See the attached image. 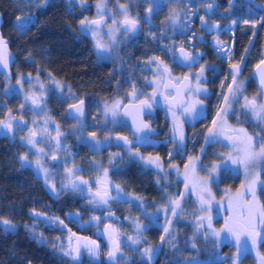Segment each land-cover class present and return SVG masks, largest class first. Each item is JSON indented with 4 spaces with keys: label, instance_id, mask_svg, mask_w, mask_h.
<instances>
[{
    "label": "flooded vegetation",
    "instance_id": "af4514ba",
    "mask_svg": "<svg viewBox=\"0 0 264 264\" xmlns=\"http://www.w3.org/2000/svg\"><path fill=\"white\" fill-rule=\"evenodd\" d=\"M108 1L110 2L109 12L105 13L103 16L97 15L92 17L90 20L102 17L106 18V22L97 32V36L98 38L105 37L104 39L111 42L106 29L115 27L111 23V14L115 13V18L119 16V9L116 7L119 2L117 0ZM121 3L126 4L123 2ZM176 10L198 12L196 8L188 9L186 7L166 9L158 7L151 14L148 13V9L146 10L149 16V21H147L149 22L147 27L149 36L148 40L145 41L148 47V55L146 58L144 57L140 60L134 67L135 72L132 74L131 84L126 88L122 87L121 78L117 79L115 82H109L106 77L103 79L97 78V81H93L95 85H79L78 81L71 79L68 84L63 82L68 90L76 95V98L73 99L70 104H61L53 93H42L40 95V99L45 103L44 106L51 112V115L55 117L56 121L59 120L65 128H69L78 123L76 119L67 116L66 110L69 105L76 104L80 100L84 101V116L81 118L82 122H87L92 112L97 115V118H91V121L88 120L89 122L87 123L89 124H84L85 126L82 127V132L78 133L84 135V141L77 138L75 132H69L70 134L68 136V141L71 146L69 165L78 169L76 173L81 178L79 181L84 180L88 182V186H83L89 190V194L86 193L85 195H81L78 190H73V188H62L56 195H52L47 190L53 197H59L61 194L69 193V195L78 199V204L81 206V209L68 213V216L75 221L73 226H68L63 218L45 214L47 217H52V220L49 219L48 221H51V224L58 228L57 230L60 232L63 230L65 232L68 237V243L72 248L73 241L69 240L70 232L62 227V223H64L66 228H69L70 231L95 239L96 241L99 239V235L96 234L97 229L94 228V223L102 222L103 226L108 222H112L110 232L123 239L128 238V234H137L136 226L138 223H147L148 216L150 215L154 217L152 224H155L154 220L156 217V225H158L157 220L160 219L161 210L145 211L143 209V198L141 195L130 193L128 190L126 191L123 182H120L118 178H114L117 175H115V173L125 168L130 162L133 164V168L137 173L139 168H141L149 172L152 178L162 179L166 185H169L174 180L180 182L185 189L184 182L179 178L181 176L179 175L181 173V168L188 164L190 159L195 161V170L198 171V175L206 179L204 182L214 196V200L209 201V204L206 205V207L211 208V211L208 212L211 216V221L229 220L232 218L233 214L228 211V207L226 208L227 204L225 201L230 194L237 192L242 187L245 174L225 167L213 171L212 166L215 165L219 158L224 157L223 153L227 151L224 147L225 142L229 143V141L226 140L223 135H218L216 137L209 136L208 131L209 129H214L217 132L219 131L217 127V123L219 122L217 114L221 111V104L224 100V92L218 95L215 91V85L217 86L218 84V65L216 62L219 60L217 55H215V40L218 39V37H215V26L220 25L215 22L214 19L210 18L212 13H208L210 16V23L206 21V19H208L207 17L205 19L207 23L201 25L199 23L200 15L196 18H191V20L185 24V27H182L183 32L181 30L179 32H174V28L169 27L165 23V20ZM163 12L164 15H166L164 18H162ZM132 14V17L139 18L143 13L134 10ZM143 25H146L145 22L143 24L140 21L137 32L134 34L129 33L130 38H127V40L116 39V43L118 44L115 43L116 50L113 49V55L110 59H106L105 55L97 53L94 48L95 45L89 35L81 31L80 22L78 23V30L80 34L83 33L81 34L83 37L88 38L91 42L95 60L100 64H106L116 60L120 49L127 44L133 43L135 39L138 38ZM91 30L95 31L94 29ZM250 44L246 50L247 54L251 52ZM181 48L188 54L194 56L197 62L189 66L181 65L177 61V50ZM263 49L264 41L259 50V59L256 64L264 58ZM98 55H103L104 59H98ZM232 64H239L241 66L242 73L237 79L243 77L246 79L247 92L245 96L249 99L257 96L260 90L252 80V69L256 64L247 70L243 60L237 57L234 58ZM202 67L204 71L201 73ZM117 68L118 67H115V69ZM164 68L168 69V73L162 75L161 72ZM37 75H41L42 77L48 76L60 80L45 69L39 71ZM185 76L190 77L187 83L189 87L193 89L198 83L196 77L200 76L199 87L206 90L199 93L185 94V104L191 101L201 102L199 103L201 110L196 109L195 114H182L184 112L182 107L179 109L172 108V110H170V105L168 104V100L176 94V90L180 86V84H176V81H183ZM229 76L232 77L231 67H229L226 73V79ZM155 82H159V87ZM173 85L175 86L173 87ZM134 89L137 93V98L134 101L131 97L127 96L124 100H118L121 104V107L117 109L120 123L116 124L115 127H107L103 117V110L107 102H111V104H115L116 106L118 101L114 102L115 98L121 97L123 94H129ZM165 96L168 97L167 101L165 100ZM153 97H155L154 100L152 99ZM144 101L150 103L152 107L148 108L149 112L143 118L146 125H148V129H145V133L139 136L138 133L134 134L130 124L123 118L121 110L126 104H138ZM259 102H264L263 98H260ZM225 106L223 108H225ZM61 107L63 108V114L61 115L62 118L59 119L58 113ZM173 111L175 112L178 131H174ZM228 111L229 114L226 119L230 128H244L249 134H255L260 131L254 119L251 118L250 115L245 114L243 109L233 106L230 107ZM213 121L217 123L214 125ZM20 124L22 125L23 132V130H26L27 121L22 119L20 120ZM91 133H95V136L91 135ZM181 134L184 137L183 141L180 140ZM261 134L264 135V133ZM21 136L22 134L19 132L18 136L15 138L20 141ZM119 136L127 137L129 141H132V144L126 145L118 141L117 137ZM140 138L145 141L143 144H140ZM100 143L103 144L101 147L95 145H99ZM21 144L24 149V155L29 154V149L25 143L21 142ZM222 144L224 146L221 147L220 145ZM222 151L224 152L222 153ZM113 155L116 156L114 161L109 162V157ZM137 155L147 159L158 158L162 165V169L157 168L155 165L147 164L145 159H142L140 163V160L137 159ZM55 161L51 163L53 164ZM26 165L28 164L26 163ZM100 167L106 168L107 170V178L110 179V185L108 186H105L108 184L106 181L102 182L96 177ZM260 180L261 182L257 186L256 196L260 204L264 205V172H262ZM97 181L100 182L99 189H108L109 195L112 197V199H109L107 207H103L102 204L93 199V197L96 196V190L93 189V186L97 185ZM230 183L232 184L231 187L229 186ZM236 183L237 186L234 185ZM117 186L121 191L119 193L112 192V190H116ZM215 189H219L222 192L220 196L217 197L215 195ZM190 192L196 196V201L198 205L201 206L198 194L193 191ZM184 195V197L180 196L178 198L179 202H184L186 194ZM89 198H91V200H89ZM170 200L168 203H170ZM92 201H94L95 204L92 203ZM233 208H236L235 202L233 203ZM141 215L143 218H141ZM116 225L118 227L120 225V228L118 229ZM156 225H152V227ZM88 226H93V230L86 232L85 228ZM105 236H107V233L103 232V237ZM263 237L264 236L261 234L258 243ZM242 239H244L247 244L250 243L247 237H242ZM100 244L102 246L101 254H103V250H105L106 247L102 242ZM85 254L88 253L86 251H81L80 256Z\"/></svg>",
    "mask_w": 264,
    "mask_h": 264
},
{
    "label": "trees",
    "instance_id": "16d2710c",
    "mask_svg": "<svg viewBox=\"0 0 264 264\" xmlns=\"http://www.w3.org/2000/svg\"><path fill=\"white\" fill-rule=\"evenodd\" d=\"M96 1L46 0L42 4V0H37L36 5L32 6L31 0H29L30 4L28 0H0V12L3 17L1 32L15 55L12 66L13 78L20 74L37 75L39 71L45 69L67 84L73 79L78 81L79 85H95L93 81H97V78L106 77L109 82L121 78L123 88L130 85L132 74L135 72L134 67L148 55L145 41L148 40L149 30L148 28L142 30L133 43L122 47L113 62L98 63L94 58L91 42L78 30V23L85 16L92 15ZM117 1L126 3L130 8L141 13L154 7L149 0ZM182 1L184 0H156V3L164 9L181 8L186 5L198 9L197 13L192 14V18L205 15V0H187L189 4L185 3L186 5H183ZM214 1L216 10L214 9L210 18L220 26H233L232 34L221 33L218 39L232 42L235 56L241 58L246 69L249 70L258 61L259 50L264 41V20H262L264 16L253 2L264 3V0ZM26 13L31 14L32 17L26 19L25 27L21 28L17 17L21 20ZM165 16L163 12L162 18ZM245 20L249 23L245 24ZM252 22H256L255 27ZM249 44L251 52L247 54ZM216 64L218 84L215 85V91L221 95L225 89L226 64L220 59ZM6 83L7 79L0 75V118L8 109L20 105L18 99L4 94ZM62 114L61 107L58 113L59 119L62 118ZM22 155L24 149L18 139L0 134V217L16 226L10 231H4L0 226V264H186L185 261L189 257L196 256L202 260L207 258V250L210 247L204 244L200 237L195 240V248L189 247V242L195 235L193 218L199 206L196 196L190 191L186 192L178 181L173 180L166 185L162 179L152 178L149 172L141 168L137 173L131 162L125 168L118 170L114 178L123 182L126 191L141 195L145 211L169 209L172 207V204L168 203L170 199L178 200L181 194H186L184 199L186 211L181 219L175 221L176 232L172 241L161 240L163 230L160 225L151 226L141 232L140 236L145 240L144 244L157 249L152 260L136 256L129 261L114 263L103 260L102 254L99 260H94L90 255L85 254L84 258L74 261L54 247L40 243L37 238L31 236V229H35L48 240L65 238L66 234L63 230L61 233L53 225L47 227L42 221L36 220L32 213L42 212L58 216L63 218L68 226H73L75 221L68 216V213L80 210L81 206L78 204V199L69 193L53 197L32 168L26 164L22 166L20 160ZM234 185L237 186V183ZM229 186L231 187L232 184L230 183ZM221 193L219 189H215L217 197ZM158 222L160 219L157 220V224ZM216 225L221 226L222 222L216 221ZM92 230L93 226L85 228L86 232ZM258 252L264 256V237L258 244ZM240 264H253V258L245 255Z\"/></svg>",
    "mask_w": 264,
    "mask_h": 264
},
{
    "label": "rangeland",
    "instance_id": "374dc122",
    "mask_svg": "<svg viewBox=\"0 0 264 264\" xmlns=\"http://www.w3.org/2000/svg\"><path fill=\"white\" fill-rule=\"evenodd\" d=\"M42 4L45 3V0H42ZM29 2V0H28ZM37 0H31L32 6L36 5ZM102 0H98L94 6V13H92V15H88L86 16L84 19H88L90 20V18L95 17L98 15L97 13V7L96 5L98 3H101ZM103 2H105L107 4L105 13L109 12V1L108 0H103ZM119 2V1H118ZM187 0L182 1L183 5L189 4L187 3ZM206 4L204 6V13L205 15H202L200 17V24L203 25L207 22L210 23L209 20V14H211L214 9L216 10V4L214 0H205ZM186 3V4H185ZM255 7L259 10H261V15L264 16V3H259V2H253ZM30 4V2L28 3ZM118 4H122L121 2H119ZM116 7L118 8V5H116ZM188 9H192L193 7H188L187 5L185 6ZM129 8V13L132 16L134 9L133 8ZM119 9V8H118ZM194 11H180V10H176L175 12H173L166 20L165 23L171 27L174 28L173 31L174 32H179L180 30L182 31V29L185 27V24L188 23L191 18H192V14H194ZM117 15V14H116ZM118 15L116 18L118 19V21L120 19H122L119 11H118ZM99 16V15H98ZM32 16L29 13H26L22 16V19L17 21L19 24H24L26 19H30ZM208 17V19H206ZM174 18V19H173ZM83 19V20H84ZM143 24L145 22V24L147 25H143L142 30L147 29L148 27V23L147 21H149V16L147 14V12H144L143 14L140 15V17L138 18ZM206 19V21H205ZM183 27V28H182ZM80 29L82 32L87 33L89 35V37L91 38V40L93 41L94 45L96 43V38H94L93 36V30L86 28V27H82L80 24ZM109 28H107L106 30L108 31ZM141 30V31H142ZM106 32V31H104ZM103 32V33H104ZM183 32V31H182ZM221 33H224L225 35H230L233 33V26H215V37H219L221 35ZM83 34V33H81ZM105 37H99L100 41L102 43H104L105 45L110 44L111 42H109L108 40L104 39ZM127 38L129 37V34L125 35L123 30H121L119 33L116 34V39L118 40H127ZM104 39V40H101ZM118 44V43H116ZM95 48V47H94ZM113 49L116 50L115 45L112 47V51L110 53H104L103 55L106 56V59H110L113 55ZM234 48H233V43L232 42H225V41H220L218 39L215 40V55H217V57L226 64V71L228 72L229 67H231V65H233V61L234 58L236 57L234 54ZM264 50V49H263ZM17 80H21L20 84H17ZM55 81V82H54ZM237 83H242L243 84V92L240 93L238 95V97L236 99L239 100V102H236V99H233L230 96V89L232 87H234L233 85V80L232 77H228L225 82V90L224 92V97L228 96L230 101H231V107L235 106L237 108L242 109V105L244 102V97L246 95L247 92V82L246 79L243 77L241 79H237ZM57 84L61 85V87H57ZM4 94H6L7 96H13L15 97V99H18L20 101V105L17 106L14 109H8L6 114L0 118V122L3 123H7L9 121V119L12 120L13 123V131L12 132H7L6 129H4L2 126H0V134L2 135H6L10 138H15L18 136V133L20 132L22 134L20 141L22 143H25V145L28 147L29 149V154L28 155V160L29 163H27L32 170H34V172L36 173V176L41 180V182L43 183L44 187L52 194V195H56V193H58L59 191L63 189H68V188H72L71 185L69 184V179H71L72 181H75L76 183H79L80 181V176L74 172L71 177L69 178V176L67 175V169L73 168L72 166L69 165V154H70V150H71V146H70V142L68 141V136H69V132L73 133L75 132L77 135V138H79L80 140L84 141L85 137L82 134H78L79 132H82V127H80L79 123L74 124L71 127H67L65 128L61 122L58 120L56 121L55 117H53L51 115V112L44 106V101L42 99H40V95L42 93H53L55 94V97L58 101H60L61 104H70L73 99L76 98V95L72 92H70L67 88L66 85H64L63 82H61L60 80H57L55 78H51L48 76H44L42 77L41 75H31V74H20V75H16L14 78H12L11 80H7V83L4 87ZM131 97L130 93L128 94H123L121 97H117L114 99V102L116 101H120V100H124L125 97ZM25 97H35L38 101V104L33 105L31 100H25ZM223 97V99H224ZM118 101V102H119ZM24 105V107H21V105ZM108 108H115V104H111V102H107V104L105 105ZM225 106V100L222 101L221 104V109H223V107ZM197 110H201V106L198 104L197 105ZM103 117H104V123L107 124V127L111 126V127H115L116 124H119V120L120 117H118V114L115 118L112 117L111 113L109 112L107 115L105 114V108L103 110ZM92 119L97 118V115L92 112L90 114V116L87 119V122H89L88 120L91 121ZM25 119L27 121V125H26V130H23L22 132V125L20 124V120ZM45 121H47V123H45ZM114 121V122H113ZM87 122H82L83 124H89ZM100 122V119H99ZM227 125H229V123L227 122ZM57 127L59 128V139H60V147L57 149L56 147V143L55 140L58 136V132H57ZM217 127L220 129L221 125H220V121L217 123ZM29 129H32L33 131L36 132V137L35 139L38 141V143L35 145V147L30 146L27 144L26 138L29 136ZM221 136V135H220ZM88 140V139H86ZM99 147H101L103 144L100 143L95 144ZM221 147L224 146L223 144L220 145ZM226 148V152L223 153L224 151H222L224 157L223 158H219L217 160V162L215 163V165H219V168H228L230 170H236V171H240L242 173H244V169L242 166H238V165H233L230 162H226V160L224 159L225 157H227L229 155V153L232 151V147L231 144L228 142H225V146ZM38 148H43L45 150V155H42L40 157H38L36 155V150ZM55 155L56 156V161L55 163H51L53 162L51 160V157ZM116 156H110L108 161L109 162H113ZM141 157V156H140ZM39 158L41 159V162L45 165V167H47L49 169L48 171V177L47 180L45 179V175L42 171L38 170L35 166V160ZM140 163L142 162V159H139ZM189 164V163H188ZM186 164V165H188ZM174 168H177L175 166H172ZM106 168H102L100 167L98 173H97V179L100 181H106L108 184L105 186L110 185V179L104 176V172H105ZM176 171V169H175ZM187 172L188 173V184H189V191H191L192 185H196L197 186V191L195 193L198 194L199 189L202 187H207L206 183L204 182L203 176L198 175V171L197 170H192L190 167L189 168H185V166L183 168H181V173L179 175H181L179 178L184 182L185 184V176L184 173ZM211 172V171H210ZM212 177V176H211ZM247 184V180L245 178L243 185ZM54 185V188H53ZM67 185V186H66ZM81 190H78L81 195H85L86 193L89 194V190L86 189L82 184L80 185ZM93 189L96 190L97 194L98 192H103L105 189L101 190L99 189V185H94ZM209 189V188H208ZM210 190V189H209ZM244 191V189L241 187L237 192L232 193L228 196L227 200L225 201L226 208L229 206V201L232 200L233 203L235 202V198L237 196L238 192ZM63 192V191H62ZM112 192L117 193L116 190H112ZM210 196L205 195L204 199L209 200V201H213L214 200V196L213 193L210 190ZM185 195H183L184 197ZM250 197L251 195L248 194L246 196L245 199V203L250 201ZM89 200H91V198H89ZM92 203H94V201H92ZM185 202H180L181 207L178 208L176 210V215H173L172 211L170 210L171 208L168 209V211H165L166 208H162L161 212H160V222H158V225H160V227L163 230V237L164 239H168L170 241H172L174 239V235L176 232V227H175V221L179 220L182 218L183 214L185 213L186 209H185ZM95 204V203H94ZM103 207H107V204H102ZM34 213H36L34 215ZM32 213V216L36 219V220H40L43 222V224L47 225L48 227H52L51 221H48L49 219L52 220V217H47L44 213L42 212H34ZM209 216L208 211H202L201 210V206H199L196 209L195 212V216L193 218V228H194V237L190 240L189 242V247L191 249L195 248L193 247V244L196 243V239H198L199 237L204 241V244H206L209 248V250H207L208 252V256L206 259H200L199 257L193 256V257H189L187 259V261H185L186 264H233L234 258L236 257V253H237V248H236V243H235V239L233 237H231L227 232L225 231H221L222 229L225 228V221L226 219L221 220L222 221V225L221 226H217L216 225V220L214 222L211 221V226L209 227V221L207 219H203V227H198L201 223V218L203 217H207ZM153 216H148V222L147 223H138V225L141 226L140 229L137 228L136 226V230H137V234H128V238H120L118 235L110 232V229L112 228V222H108L106 225L102 226V222L99 223H94L95 225V229H97L96 234L99 235V239H97V242L101 243L103 245H105V250H103V260L105 261H112L114 263H118L120 261H129L133 258L140 257L143 259H147V260H152L153 257L155 256L157 249L156 247H150L146 244H144L145 240L143 238H141L140 234L141 232H143L144 230L148 229L150 226L152 225H156V217H155V224H152V220H153ZM156 225V226H158ZM116 227L119 229V227L116 225ZM168 228L169 231L167 233H165L164 229ZM14 230V229H13ZM258 231L262 234V236H264V227H259ZM103 232L107 233V236L103 237ZM214 232H220L219 236H214L212 233ZM31 236L37 238V240L40 243H44V244H48L49 246L54 247L57 251L64 253L65 250H69L70 248H72L71 245H69L68 243V237L66 236L64 237H58L57 239H53V240H48L42 237V239H40L41 235L38 234L35 229H31ZM110 235L112 240L110 241L108 236ZM129 237L132 238V240H129ZM133 240H138L139 243L133 244L132 241ZM115 241H119L120 242V250L118 252H116V258L115 260H109L108 259V252L110 250H114L112 247V242ZM242 242H245L244 239H242ZM251 243V240H250ZM248 244V250L247 251H241V254L239 256L238 261L236 262V264H240V261L242 258L245 257V255H250L253 258V264H261V258H264V256H262L261 254H259L258 252V244L255 248L252 247V243ZM196 245V244H195ZM146 248H151L153 249V254L151 259H149L148 256L144 255V250ZM227 250V251H226ZM229 250V251H228ZM83 252V251H82ZM88 255V254H87ZM262 256V257H261ZM69 257V256H68ZM85 256H79V259L84 258ZM88 257V256H87Z\"/></svg>",
    "mask_w": 264,
    "mask_h": 264
},
{
    "label": "snow or ice",
    "instance_id": "6c2138e0",
    "mask_svg": "<svg viewBox=\"0 0 264 264\" xmlns=\"http://www.w3.org/2000/svg\"><path fill=\"white\" fill-rule=\"evenodd\" d=\"M46 2V0H45ZM149 2L154 4L153 8L148 9V13L151 14L156 8L159 7V4L156 3V0H149ZM97 7V13L98 15L103 16L105 14V10L107 7V4L105 2L98 3L96 5ZM119 13L122 17L119 21L115 18V13L111 14V23L115 27H109L107 35L109 39L111 40V43L108 45H105L100 41V39L97 36V32L101 29V26L105 23L103 19H94V20H88L87 18L80 21V24L82 27H86L89 29H94L93 32L94 38H96L95 43V50L98 54H104V53H110L112 51V47L116 43V34L119 33L121 30H123L124 34L127 35L129 33H134L137 31L140 21L138 18L132 17L129 13V8L127 4H118ZM174 19V18H173ZM17 20H20V17H17ZM264 20V18H262ZM235 23V21H234ZM245 24H248L249 21L245 20ZM253 27H255L256 22H252ZM21 28L25 27V25L22 23ZM181 58L185 62H192L194 61L195 57L191 54H188L181 50ZM9 56L7 55V43L4 41L2 34H0V65H2L4 68L8 67L9 64ZM98 59H104L103 55H98ZM159 67V66H158ZM232 68V80L233 85L230 89V96L233 99H236L240 93L243 92V84L237 83V77L239 76L241 72V66L239 64H233L231 65ZM204 71V68H201V73ZM168 73V69L164 68L161 72V74ZM256 73L259 75V83H260V91L257 96H254L252 99H249L248 97H244V102L242 105V109L245 112V114H248L251 116V118L254 119V121L257 124V127L260 129L259 132L255 134H249L248 131L244 128H230L227 125V116L229 114V108L231 107V101L228 96L224 97L225 100V108L221 109V111L217 114L219 121H220V129L219 131H215L214 129H209V136L216 137L218 135H223L226 140L229 141L232 147V151L229 153L227 157L224 159L226 162H230L233 165L242 166L244 169L245 178L247 180L246 185H242V188L244 191L238 192L237 196L235 198V204L236 208H233V201H229L228 211L232 213V218L225 221V228L221 231L227 232L231 237L235 239L237 253L236 257L234 258L233 264H236V262L239 259V256L241 254V251H247L248 250V244L247 242H242V237H247L249 240H251L252 247L255 248L258 243V239L260 237V232L258 231L259 227H264V205H261L260 202L257 199L256 191L257 186L261 182V174L264 172V135L261 133H264V102H259L260 98H264V59H262L257 65H256ZM200 76L196 77L197 80V86L193 89L189 87L188 81L190 80V77L185 76L183 81L177 80L176 84H184V89L177 88V95L181 96L182 94H188V93H199L201 91H206L205 89H202L199 87V80ZM55 82V81H54ZM21 80H17V84H20ZM157 83V86L159 87V82ZM175 85H173L174 87ZM57 87H61V85L57 84ZM186 90V92H185ZM131 99L134 101L137 98V93L135 89L130 93ZM153 100L155 97L152 98ZM25 100H31L33 105L38 104V101L35 97H25ZM165 100H168V97L165 96ZM236 102H239L238 99H236ZM201 103L200 101H191L185 104L182 100L180 103V107L184 109V112L182 114H195L197 105ZM21 107H24L22 104ZM121 107L120 102L116 103L115 108H108L105 106V114L107 115L109 112L111 113L112 117L115 118L118 114L117 109ZM152 105L148 103L147 101L142 102L138 107H135L131 110L125 111V115H132L133 112H142L144 108H151ZM175 107L174 104L170 105V110ZM84 116V101L80 100L77 104L69 105V118L76 119L77 122L80 124V127H84L85 125L82 123L81 118ZM173 117H174V131H178V127H176L177 121L175 118V112L173 111ZM114 122V121H113ZM47 123V121H45ZM217 122L213 121V124L215 125ZM133 125L134 127V134L141 133L145 129H148V125L139 124L137 125L135 117H133ZM0 126H2L4 129L7 130V132L13 131V123L12 120L9 119L7 123L0 122ZM150 130V129H149ZM58 136L55 140L57 149L60 147V139H59V128L57 127ZM29 136L23 139H26V142L28 145L35 147V145L38 143V141L35 139L36 132L32 129H29ZM91 135L95 136V133H91ZM118 140H123L124 144L131 145L132 141H129L127 137H117ZM184 137L181 134L180 140L183 141ZM207 140V137H206ZM45 150L43 148H38L36 150V155L38 157L45 155ZM171 155V153H170ZM53 161H55L57 158L55 155L51 157ZM137 159H145L146 163L149 165H155L157 168L162 169V165L160 164L159 159H147L144 157H140L137 155ZM199 159V158H197ZM20 160L23 164L29 163L28 155H22L20 157ZM35 166L38 170L42 171L45 175V179L47 180L48 177V171L49 169L45 167V165L41 162V159L37 158L35 160ZM191 168L193 171L196 167V162L190 159V162L188 165H185V168ZM219 168V165H213L212 169L213 171H216ZM78 171L75 167L67 169V175L69 178L71 175ZM107 170L104 172V176L107 177ZM185 176V189L186 192L189 190V184H188V173H184ZM69 184L73 188V190H81L80 185L88 186V182L81 180L79 183H76L75 181H72L69 179ZM100 182L97 181V185H99ZM67 186V185H66ZM54 188V185H53ZM116 191L119 193L121 190L119 187H116ZM191 191L196 192L197 186L192 185ZM250 194L251 200L247 203H245L246 196ZM184 194H181L183 196ZM208 195L210 196V190L205 186L199 189L198 197H199V203L201 205L202 211H211L210 207H206V205L209 204V200L204 199V196ZM94 200H96L100 204H107L109 199H112V197L109 195L108 189H105L103 192H98L96 196L93 197ZM170 203L172 204L171 211L173 215H176V210L181 207L180 202L178 200L172 199L170 200ZM165 211H168L166 208ZM36 213H34L35 215ZM98 219V218H97ZM203 219H207L209 221V227L211 226V216L203 217L201 218V223L198 227H203ZM62 223V222H61ZM0 226H2L4 231H10L13 230L16 226L12 224L11 221L4 219L0 217ZM27 227V226H26ZM137 228L140 229L141 226L137 225ZM165 233L169 231L168 228L164 229ZM214 236H219L220 232H214L212 233ZM40 239H42V234ZM110 241L112 240L111 236L109 237ZM164 237H161V240L163 241ZM129 240H132L131 237H129ZM133 244L139 243L138 240H133ZM196 245L193 244V247ZM112 247L114 250H110L108 252V259L109 260H115L116 258V252L120 250V242L115 241L112 242ZM81 250L87 251V253L90 256L98 257L99 254V246L95 244V242L88 243L87 241L83 243L77 244L75 248H70L69 250L64 251L65 256L71 257L74 261L79 259ZM153 254V249L146 248L144 250V255L148 256L149 259H151ZM261 264H264V258H261Z\"/></svg>",
    "mask_w": 264,
    "mask_h": 264
},
{
    "label": "water",
    "instance_id": "95a60500",
    "mask_svg": "<svg viewBox=\"0 0 264 264\" xmlns=\"http://www.w3.org/2000/svg\"><path fill=\"white\" fill-rule=\"evenodd\" d=\"M98 19H103L106 22V18L105 17L98 18ZM2 24H3V17H2V14L0 12V34H2V32H1V26H2ZM136 32H134V33H136ZM134 33H131V34H134ZM3 39L7 43V55L9 56L10 59H9V64H8V67L7 68H4L2 65H0V75H3L7 80H11L13 78L12 66H13V64L15 62V55L11 51V49L9 47V44L7 42V39L5 37H3ZM181 50H182V48L177 50V55H178L177 56V61L181 65H183V66H189V65H192L195 62H197L196 59H194V61H192V62H185V61H183V59L181 58V55H180ZM183 51L185 52L184 49H183ZM262 59H264V58H262ZM256 65L252 69V80L255 82L257 88L260 90L259 75L256 73ZM231 72H232V68H231ZM241 73H242V69H241V72H240L239 76L241 75ZM178 88L184 89V84L181 83ZM185 92H186V90H185ZM181 100L185 103V94H182L181 96H178L177 95V92H176V94L171 99L168 100V104L169 105L174 104L175 107H173V108L174 109H179L180 108L179 105L181 103ZM263 100H264V98H263ZM141 103H138V104H126V105L123 106V108L121 110V114H122L123 118L130 124L133 132H134V127H135L133 125V117H135L137 125H139V124L146 125V123L144 122V119L143 118L149 112V109L148 108H144L142 112H133L132 115H127V116L124 113H125V111H128V110H131V109H133L135 107H138ZM66 114L69 117V107L66 110ZM143 133H145V130L143 132H141V133H138V135L140 136ZM118 141H120V142H122L124 144L123 140H118ZM139 142H140V144H143L145 141L140 138V141ZM61 225H62V227H64L65 229H67V231L70 232V234H69V240L70 241H73V248H75L77 246L78 242L79 243H83L85 241H87L88 243L95 242V244L99 246V254H98V257H93V256H91V257L94 260H99L101 258L102 246H101V244L99 242H97L95 239H91V238H89L87 236H84V235H81V234H76L75 232L70 231L69 228H66V226H65L64 223H62ZM81 251H85V250H81Z\"/></svg>",
    "mask_w": 264,
    "mask_h": 264
}]
</instances>
